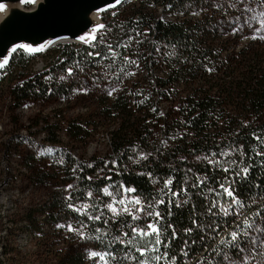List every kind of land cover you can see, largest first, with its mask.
Listing matches in <instances>:
<instances>
[{"label": "trees", "instance_id": "1", "mask_svg": "<svg viewBox=\"0 0 264 264\" xmlns=\"http://www.w3.org/2000/svg\"><path fill=\"white\" fill-rule=\"evenodd\" d=\"M215 1H144L116 17L104 40L97 35L89 45L61 47L43 74H32L31 56L21 50L15 52L6 67L15 76L9 91L15 109L31 99L67 98L83 81L105 77L117 85L126 84L133 78L129 73L136 67L145 70L144 80L127 85L115 100L99 99L108 114L116 112L124 116L120 128L113 131L110 155L72 163V167H77L80 194L86 196L91 190L99 193L108 186L130 187L135 189L132 196L143 203V208L152 201L153 209L161 213L162 219L157 222L146 211L140 219L133 220L129 215L114 216L103 210L101 220L89 223L91 234H95L89 241L90 249L111 252L120 258V264H140L141 260L156 264L154 257L161 252L166 255L159 264H188L199 258L207 264L209 245L215 246L220 239V236L213 239L215 234L207 225L214 219L218 231L223 233L225 229L231 231L236 220L234 215L220 213L213 217L207 211L213 200L219 199L225 206L230 202L226 196H217L221 183L227 186L231 182L234 195L245 205L243 209L230 211L242 212L250 221L264 224V51L253 49L251 44L237 55L223 59L215 49L221 39L216 13L209 12ZM199 12L205 13L200 20L188 17ZM166 13L184 16L168 19ZM111 49L114 55L109 52ZM69 70L72 75H68ZM61 75L64 80L59 79ZM179 85L191 87L190 93L179 98L175 115L163 112V104L179 97L176 89ZM70 125L77 140L87 136L91 126L86 127L82 120ZM32 128L39 129L52 145H59L57 125L43 119ZM257 136L259 140L255 139ZM258 152L261 155L257 156ZM249 165L246 179L243 174L235 175ZM165 181L172 183L165 187ZM173 192L178 195L173 197ZM157 199L164 200V204L155 203ZM65 203L63 195H56L49 204L53 224L60 222L59 216L66 211ZM69 213L72 220L88 223ZM193 219L204 227L203 232L191 224ZM32 220L30 217L27 222ZM148 222L166 230L165 238L169 240L173 229H166V225L172 224L177 238L170 245L157 246L158 251L141 256L135 246L126 242L131 240L142 246L149 238L141 240L131 234L125 237L123 233H130L126 224L146 227ZM188 227L193 231L185 236ZM185 239L187 247L183 244ZM240 243L243 247L246 240L241 238ZM85 246L78 242L58 264H85L82 250ZM151 247L149 244L148 248ZM235 252L229 249L233 257ZM212 255L215 263L223 262V250ZM126 256L132 259H124Z\"/></svg>", "mask_w": 264, "mask_h": 264}, {"label": "rangeland", "instance_id": "2", "mask_svg": "<svg viewBox=\"0 0 264 264\" xmlns=\"http://www.w3.org/2000/svg\"><path fill=\"white\" fill-rule=\"evenodd\" d=\"M144 1L148 0H125L118 7L106 11L105 18H102L103 27L97 34L101 40L111 31L116 17ZM212 5L209 12L216 13L221 37L215 49L222 54L223 59L237 55L251 44L253 49L264 51V0H216ZM204 15V12H199L188 17L200 20ZM183 16L166 13L165 18L181 19ZM73 44L79 48L84 45L61 42L43 52L29 54L32 74L45 73L53 55L64 45ZM109 52L114 55L112 49ZM129 76L133 77L131 81L121 85L105 77L83 81L67 98L31 99L15 109L9 97L10 81L15 79L13 70L0 69V264H58L78 242L86 245L82 249L85 264H103L91 256L94 251L90 249L88 239L95 235L91 234L89 223L96 220L87 219L84 213L100 216L101 211H108L106 204L113 203V199L106 196L103 189L99 193L89 191L92 197L88 196L89 192L86 196L80 194L81 183L75 173L77 167H72V163L87 162L92 158L103 159L110 155L113 131L120 128L124 116L116 112L108 114L106 106L101 105L99 99L106 97L109 101L115 100L127 85L129 87L134 82L144 80L146 72L139 66ZM176 89L179 97L163 104V112L175 115L179 98L186 97L191 87L179 85ZM109 92L112 94L109 95ZM43 119L58 126L59 145H52L39 129L32 128V125ZM78 120L84 121L86 127L91 125L87 136L80 140L73 138L70 125ZM157 133L160 135V131ZM70 184L73 188L66 192ZM106 188L113 196L116 195L115 188ZM69 194L73 196L72 202L77 208L81 205L86 207L77 213L66 206V211L58 218V224H64L65 227L59 228L58 224L52 223L54 217L49 204L56 195H63L67 205L69 201L66 197ZM120 198L125 200V204L114 205L118 214L109 211L114 216L128 215L135 208H143L142 202L139 205L133 203L138 198L132 196V193H122ZM125 208L128 212L124 211ZM69 211L88 221L83 224L86 227H82L85 239L68 231V224L73 228L81 227L79 222L71 219ZM134 214L138 217L141 215ZM30 217L33 220L27 222ZM254 235L256 233H250V237ZM188 264L202 262L199 258ZM213 264L217 263L213 261Z\"/></svg>", "mask_w": 264, "mask_h": 264}, {"label": "snow or ice", "instance_id": "3", "mask_svg": "<svg viewBox=\"0 0 264 264\" xmlns=\"http://www.w3.org/2000/svg\"><path fill=\"white\" fill-rule=\"evenodd\" d=\"M117 3H119V0H117ZM196 14V13H193ZM93 31H96V29H93ZM95 39V37H92ZM253 39H256L255 36H253ZM81 40H87V37H81ZM20 49H23L26 52H38L41 51L43 46L41 45L38 48H33L30 45H19L18 46ZM111 47V46H109ZM16 49H13L15 51ZM91 55V54H89ZM4 63H7L5 60ZM132 63H135V61H132ZM138 66V65H137ZM0 67H3V64H0ZM208 71H212L211 68L207 69ZM69 75L72 74V71L69 70ZM60 80H64L65 77L61 75L59 77ZM112 93L109 92V95ZM255 139L259 140L260 137H255ZM51 151V150H49ZM257 156L261 155V153H256ZM241 156H243V153H241ZM207 157H205L206 159ZM131 159V157H129ZM143 159V157H142ZM233 163H235L233 161ZM88 167H91V165H88ZM251 165L247 167H242L238 171L235 172V175L237 177H240L241 174H243V177L246 179L249 171H250ZM224 171H228V169H224ZM89 180H91V177H88ZM110 179V178H109ZM200 183H203V181H199ZM171 181H165V187H167L168 184H171ZM220 189L221 191L217 193L218 197L221 196H226L230 198V202L225 206V204L220 203L219 199L213 200L211 202L210 207L207 209V211L215 217L216 215L222 213L224 216H232L234 215L236 217L235 222L231 226V231H228L227 229L224 230L223 233L218 231V225L216 224L215 220L213 219L211 223L207 225V227L215 234L213 236V239L215 240L216 236H220V239L218 242H216L215 246L209 245L210 248V254L205 257V260L207 261V264H213V255H219L221 251L223 250V264H264V225L258 226L255 220H251L244 215L242 212L239 211H230V209H243L245 207L244 203L242 200L234 195L235 189L232 187L231 182L226 186L224 183L220 184ZM73 185H68L65 191L67 192L69 189H72ZM116 190V195L113 196V193L109 192L108 188H104L103 192L106 196L112 197L113 203H107L106 208L108 211L113 213L114 215H117V207H115V204L119 205H124L125 200L120 198V195L122 193H132L135 191L133 188H125L123 186L116 187L114 186ZM209 191H212L209 189ZM92 193L89 192L88 196L92 197ZM178 193L173 192L172 196L175 197L177 196ZM66 199L69 201L67 203V208L72 210L73 212H81L86 206L81 205L80 208H77L76 205L72 202L73 201V196L69 194ZM134 204L139 205L141 201L139 199H136L133 201ZM155 203L159 204H164V200L162 199H157ZM179 207V205H177ZM217 211H213V210ZM125 212H128L127 208L124 209ZM147 212L148 217L153 218L155 221L159 222L162 219L161 213L159 211H155L153 209V202L149 201L145 208H135L134 212H129L128 215L131 216L133 220H138L140 217L135 215L134 213H142V212ZM87 216V219L89 220H101V216L97 215H87V212L84 213ZM257 216L261 215L260 213H256ZM191 224L198 227L201 232L204 231V227L198 224V221L196 219H193L191 221ZM81 227L73 228L71 224L67 225L68 231L74 232L80 239H85V234L82 231V227H84L83 222H80ZM57 227L59 228H64V224H58ZM125 227L130 229L129 232H124L123 236L127 237L130 234L133 236H136L138 239H144V238H149L147 239V242L144 243L142 246H136L134 241H127L126 243L129 246H135L136 252H139L141 256H145L146 252L152 251L156 252L158 251V247L160 245L168 244L170 245L171 240H175L177 238V232L173 228L172 224L166 225V229H173L171 231V240L166 239V230L162 231L160 227L157 226V224L153 222H148L146 223V227H136L132 225L126 224ZM95 231L99 232V229H96ZM193 229L192 227H188L184 230V235L189 236L191 235ZM256 233V235L250 237V233ZM243 237L246 240L245 246H241L240 239ZM101 238V237H98ZM88 239H91V237H88ZM203 239V237H201ZM121 243H125V241H121ZM193 243L195 241L193 240ZM151 244L152 247L151 249L148 248V245ZM183 244L185 247L188 246V240L185 239L183 241ZM229 249H235V259H233V256L229 254ZM166 253L161 252L160 255L155 256L154 260L156 261V264H159V261L162 256H165ZM184 256H187L188 253L187 251L183 252ZM91 256L93 258H98L100 261L103 262V264H112V262H115V264H120V258L113 255V253L104 251L103 253H98V252H92ZM124 259H132L130 256L124 257ZM140 264H149L148 261L141 260ZM203 264V262H202ZM217 264H220V262H217Z\"/></svg>", "mask_w": 264, "mask_h": 264}, {"label": "water", "instance_id": "4", "mask_svg": "<svg viewBox=\"0 0 264 264\" xmlns=\"http://www.w3.org/2000/svg\"><path fill=\"white\" fill-rule=\"evenodd\" d=\"M125 0H0V7L7 13L0 21V64L6 68L19 45L33 48L43 46V52L61 42L89 45L102 29V18L106 11L114 9ZM99 13V23L93 15ZM94 34L89 41L81 37ZM92 37H95L93 39ZM13 49H16L13 51ZM7 63H4V61Z\"/></svg>", "mask_w": 264, "mask_h": 264}, {"label": "bare ground", "instance_id": "5", "mask_svg": "<svg viewBox=\"0 0 264 264\" xmlns=\"http://www.w3.org/2000/svg\"><path fill=\"white\" fill-rule=\"evenodd\" d=\"M7 13V9L5 7H0V21L1 19L5 16V14ZM99 13L94 14L93 15V21L97 22V24L99 23ZM94 34V31L91 32V34L87 37L86 41H89V38ZM85 40L83 42H86Z\"/></svg>", "mask_w": 264, "mask_h": 264}]
</instances>
